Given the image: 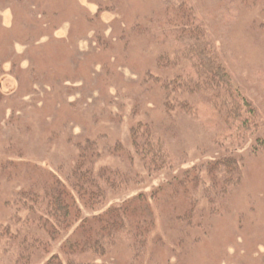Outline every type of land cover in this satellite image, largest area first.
<instances>
[{"label": "trees", "instance_id": "obj_1", "mask_svg": "<svg viewBox=\"0 0 264 264\" xmlns=\"http://www.w3.org/2000/svg\"><path fill=\"white\" fill-rule=\"evenodd\" d=\"M159 3L162 13L152 20L161 47L139 85L155 104L150 117H132L125 140L103 135L100 141L89 133L71 139L65 163L0 157V192L11 185L0 204V264H113L120 255L127 264H167L226 214L244 174L240 150L264 149L263 138L249 144L257 110L234 83L192 0ZM121 36L124 48L135 41ZM117 43L114 62L101 61L104 76L117 59L127 66ZM55 95L53 105L69 106ZM182 117L222 152L207 162L178 164L185 144L176 119ZM158 250L163 257L155 263Z\"/></svg>", "mask_w": 264, "mask_h": 264}, {"label": "rangeland", "instance_id": "obj_2", "mask_svg": "<svg viewBox=\"0 0 264 264\" xmlns=\"http://www.w3.org/2000/svg\"><path fill=\"white\" fill-rule=\"evenodd\" d=\"M159 1L0 0V157L42 166L65 163L73 152L71 139L89 133L100 141L103 135L125 140L132 117H150L155 104L139 93V85L161 47L152 20L162 13ZM192 3L234 83L257 110L253 146L255 138L264 139V0ZM120 31V38L135 41L122 47ZM116 43L126 51L127 66L117 59L104 76L101 61L114 62ZM53 93L69 106L53 105ZM176 121L185 144L178 164L207 162L222 152L210 134L190 131L186 118ZM240 156L244 174L226 214L209 221L211 227L167 264H264V149H243ZM10 187L3 185L0 204ZM161 253L155 252L153 262H161ZM127 263L120 255L113 264Z\"/></svg>", "mask_w": 264, "mask_h": 264}]
</instances>
